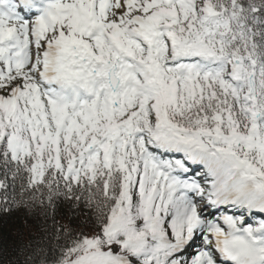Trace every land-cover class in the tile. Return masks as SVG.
I'll return each instance as SVG.
<instances>
[{
	"label": "snow or ice",
	"instance_id": "6c2138e0",
	"mask_svg": "<svg viewBox=\"0 0 264 264\" xmlns=\"http://www.w3.org/2000/svg\"><path fill=\"white\" fill-rule=\"evenodd\" d=\"M13 212L24 264H264V0H0Z\"/></svg>",
	"mask_w": 264,
	"mask_h": 264
},
{
	"label": "trees",
	"instance_id": "16d2710c",
	"mask_svg": "<svg viewBox=\"0 0 264 264\" xmlns=\"http://www.w3.org/2000/svg\"><path fill=\"white\" fill-rule=\"evenodd\" d=\"M61 222L66 223L67 217L65 216ZM43 228L42 218L31 216L26 218L24 212L0 216V258L6 262L9 260L15 262L18 259L19 264H24L25 247L30 240L32 243L40 241Z\"/></svg>",
	"mask_w": 264,
	"mask_h": 264
}]
</instances>
